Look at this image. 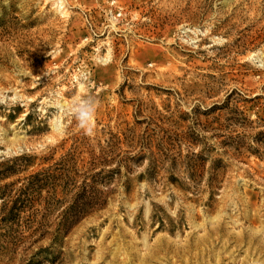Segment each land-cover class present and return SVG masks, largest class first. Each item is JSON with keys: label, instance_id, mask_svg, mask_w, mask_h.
I'll use <instances>...</instances> for the list:
<instances>
[{"label": "rangeland", "instance_id": "374dc122", "mask_svg": "<svg viewBox=\"0 0 264 264\" xmlns=\"http://www.w3.org/2000/svg\"><path fill=\"white\" fill-rule=\"evenodd\" d=\"M0 264H264V0H0Z\"/></svg>", "mask_w": 264, "mask_h": 264}, {"label": "clouds", "instance_id": "9594fccd", "mask_svg": "<svg viewBox=\"0 0 264 264\" xmlns=\"http://www.w3.org/2000/svg\"><path fill=\"white\" fill-rule=\"evenodd\" d=\"M98 101L92 96H84L71 107V114L77 126L87 136H92L95 130V113Z\"/></svg>", "mask_w": 264, "mask_h": 264}, {"label": "bare ground", "instance_id": "6f19581e", "mask_svg": "<svg viewBox=\"0 0 264 264\" xmlns=\"http://www.w3.org/2000/svg\"><path fill=\"white\" fill-rule=\"evenodd\" d=\"M59 8V7H58ZM64 8V7H63Z\"/></svg>", "mask_w": 264, "mask_h": 264}]
</instances>
